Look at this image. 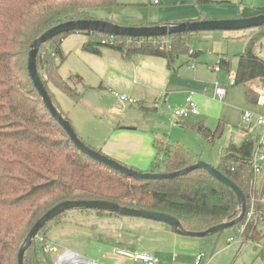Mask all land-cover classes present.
Wrapping results in <instances>:
<instances>
[{"label": "trees", "instance_id": "1", "mask_svg": "<svg viewBox=\"0 0 264 264\" xmlns=\"http://www.w3.org/2000/svg\"><path fill=\"white\" fill-rule=\"evenodd\" d=\"M189 2L198 7L216 3L213 0ZM116 5L117 0H0V264H17L19 248L32 225L65 201L110 202L162 213L176 218L185 231L192 233L231 222L240 214L234 194L202 170L174 179L138 180L90 159L75 148L45 109L26 69L31 43L58 24L91 20V10ZM260 11L264 13V8ZM201 17L198 21L203 20ZM256 29L260 33L251 37L244 51L236 55L235 85L245 87L248 100H253L256 82L257 86H264V60L256 53V43L264 36V26ZM78 32L88 36L82 49L93 55L110 49L125 60L144 55L162 57L170 69L179 56L198 55L188 49L187 39L195 33L161 38H110L99 33ZM72 33L76 32L58 35L46 42L36 56L40 81L57 111L68 121L53 100L49 86L58 88L74 102L79 97L70 84H80L81 78L73 75L62 80L54 65L55 59L63 61L61 41ZM43 47L48 48L49 58L39 67ZM25 58L26 67L22 65ZM220 63L229 69L225 60L221 59ZM195 131L208 144H213L222 135V126L210 131L198 124ZM254 142L255 139L248 137L239 146L229 145L216 167L242 190L246 203L250 198L248 165ZM153 146L155 155L161 158L154 157L147 173L169 174L197 161L186 149L159 140H154ZM231 167L234 171H230ZM71 211L119 216L97 210ZM65 213L37 233L24 253L23 264H54L50 252L44 250L46 234ZM260 237L255 229L247 227L243 242H257Z\"/></svg>", "mask_w": 264, "mask_h": 264}, {"label": "crops", "instance_id": "2", "mask_svg": "<svg viewBox=\"0 0 264 264\" xmlns=\"http://www.w3.org/2000/svg\"><path fill=\"white\" fill-rule=\"evenodd\" d=\"M213 1L217 3L216 0ZM147 5H153L152 0H149ZM158 5H161V0ZM179 9L184 12V5ZM261 13L259 11L258 14ZM195 16H192L194 20L197 18ZM181 18L184 20V16ZM201 18L207 20V17ZM87 40L88 36L79 32L64 37L60 45L64 59L62 62L55 59L54 65L62 80H67L73 75L81 78V83L74 89L79 94L76 102L61 90L60 92L71 102L72 107L67 112L76 134L83 142L95 144L96 147H91L92 149L99 150L123 166L148 172L156 154L153 142L157 137L153 133L149 135L139 131V127L133 123V118L141 117L144 112H153L156 120L170 115L172 121L177 125L182 124V127L189 126L184 122L188 119L187 121L191 122L189 124L194 125V130L198 124L210 131H214L218 125L224 128V122L221 120L227 118V115L222 103L232 87L228 84L229 78L235 75L236 71L235 68L233 72L228 69L227 74L221 72L220 60H225L230 66L227 59L219 57L217 65L215 63L205 70L194 62L193 59L197 56L187 55L189 57L184 59V55H181L172 62L170 69L162 57L144 55L125 60L120 53L110 49L102 50L100 55L90 54L82 49ZM215 67L219 68V71L215 72ZM215 83L226 88L222 101L214 95ZM257 84L258 82L255 83L256 86ZM112 92L134 100L135 104L119 103L114 99ZM190 94L197 105L198 114L174 121V111L184 106L185 99ZM248 101L264 107L256 101L255 95L253 100ZM256 114L260 113L256 111ZM214 121L217 123L215 128L212 125ZM98 122H107L108 125L102 127ZM256 129L253 131L252 128L251 132L246 134L240 125L239 130L230 131L227 145L223 147L221 155L229 145L239 146L248 137L254 139L258 135ZM99 141L103 143L102 146ZM65 222H69V226H66ZM46 236L47 246L48 243L56 242L64 236L81 239L92 248V251L87 250L83 256H88L92 262L99 264H143L117 255V250L149 254L158 259L157 264H193L197 254L195 246L198 244L197 241L188 239L197 237L176 234L170 226L161 222L99 215L92 211L66 212L59 222L50 226ZM184 245H187V248L194 247L189 263H184ZM68 249L73 251L70 247ZM73 252L82 256L79 252ZM214 260L213 256L209 259L206 257L204 263L213 264Z\"/></svg>", "mask_w": 264, "mask_h": 264}, {"label": "rangeland", "instance_id": "3", "mask_svg": "<svg viewBox=\"0 0 264 264\" xmlns=\"http://www.w3.org/2000/svg\"><path fill=\"white\" fill-rule=\"evenodd\" d=\"M148 1L149 0H117V5L115 7L93 9L90 11V16L98 21H107L126 27H133L131 25L156 26L198 21L199 15L207 17V20L210 21L248 18L258 15L260 9L264 8V0H216V4L205 5L202 7L190 3L189 0H161V5H147ZM183 5L184 12L179 9ZM193 15H196L195 17H197L195 20L192 17ZM183 16L184 20L181 18ZM258 33H260V31L253 28L240 31L197 32L188 37V49L190 52H198L197 57L193 59L197 66H201L205 70H208L209 66L215 65V63L217 65L219 57H222L229 61V71L233 72L235 71L237 64L236 55L243 52L247 42L251 37L257 36ZM256 50L258 51V55L264 59V36L256 43ZM47 51L48 48L43 47L42 52L39 54L41 58L39 67H43V62L48 60L49 55ZM187 57L189 56L184 55V59H187ZM22 65L26 67V58ZM227 70L228 67L222 66L221 72L223 74H227ZM70 85L74 89L78 87L73 82H71ZM255 86L253 88H255ZM49 91L58 108L69 119L72 128L76 131L67 112L72 107L70 100L62 94L59 89L53 86H49ZM115 100L118 101L117 99ZM222 106L227 118L221 120V122H224L222 135L219 139H216L213 144H208L203 140L193 129L194 125H190L191 122L187 121L188 119L184 122H187L189 126L182 127V124H175L170 115L165 116L163 119L158 118L156 120V115H154L153 112H144V116L141 115V117L133 118L135 121L133 123L139 127V131H143L149 135L150 133H153L157 137L156 140L162 141L171 146L186 149L196 160L203 161L216 168L219 165L222 149L227 145L230 131L240 129V123L238 122L241 113L248 111L256 114V111H258L261 116L263 115L264 117V107L252 103L245 98V88L243 85L232 86L228 90ZM215 122L216 121L212 124L214 128L217 124ZM98 123L102 127L108 125L107 122ZM121 123L124 124L127 122ZM252 128L253 131H255V128L257 127L253 125ZM256 131L258 134L264 135L263 130L257 128ZM106 141L107 138L105 137V143ZM86 145L89 147H96L95 144H92L94 145L92 146L91 144L86 143ZM99 145L102 146L103 143L99 141ZM154 157L159 160L161 155L158 156L157 154L154 155ZM153 158L152 161L154 160ZM148 169H150V166ZM136 171L144 172L143 170ZM65 223L66 226H69V222ZM263 233L264 227L262 228V235L259 241H247L243 245L241 244L242 240L238 242V227H232L205 237L186 238L198 242L195 246V251H197V253H205L208 259L210 256H213L215 259L213 264H264ZM229 240L231 243L228 245L227 242ZM48 245L52 247L50 255L53 259L60 251L58 247L68 251V248L70 247L73 251L82 254V256L87 250L92 251V248L84 241L74 237L71 238L70 236L58 238L56 242H52L51 244L48 243ZM55 245L57 247H55ZM184 248V263H189V257L194 253V251H192L194 247L187 248V245H184ZM86 259L92 261L88 256Z\"/></svg>", "mask_w": 264, "mask_h": 264}, {"label": "water", "instance_id": "4", "mask_svg": "<svg viewBox=\"0 0 264 264\" xmlns=\"http://www.w3.org/2000/svg\"><path fill=\"white\" fill-rule=\"evenodd\" d=\"M264 26V13L248 18H240L233 20H221V21H191L187 23H180L175 25H156V26H142V27H126L113 24L107 21L101 20H79L69 21L58 24L42 35L36 38L30 45V50L27 57V73L31 80V83L36 90L37 94L41 98V101L48 111L51 118L63 129L68 136L69 140L75 146V148L82 154L86 155L90 159L97 161L127 177L135 178L138 180H167L174 179L187 175L195 170H202L214 180L228 188L235 196L238 205L240 206L239 216L228 223L220 224L202 233H192L185 231L180 222L171 216L150 212L140 209H132L121 207L117 204L110 202H99V201H65L61 202L50 210H48L41 218H39L30 228L26 237L23 240V244L19 248L17 255V264H23L24 253L27 248L32 244L37 233L51 220L59 216L64 212L71 210H97L106 211L109 213L117 214L121 217H131L136 219H144L154 222H161L170 226L176 234L190 236V237H205L215 233L222 232L226 229L237 226L243 219L246 211V199L242 190L235 185L229 178L220 173L216 168L211 165L197 160L193 165L173 172L169 174L165 173H147L139 172L123 166L122 164L106 157L102 153L95 151L90 148L82 140H80L72 128L68 120H66L56 109L52 103L47 91L43 87L36 69V56L43 44L50 41L54 37L69 33V32H89L99 33L112 37H126V38H161L169 37L177 34L184 33H197L205 31H240L246 29H256Z\"/></svg>", "mask_w": 264, "mask_h": 264}, {"label": "built area", "instance_id": "5", "mask_svg": "<svg viewBox=\"0 0 264 264\" xmlns=\"http://www.w3.org/2000/svg\"><path fill=\"white\" fill-rule=\"evenodd\" d=\"M153 5H158L159 0H152ZM112 38V36H109ZM214 71H219V68L215 67ZM229 86L235 85V75L230 76ZM256 101L264 105V86H257L253 88ZM112 95L120 103L124 104H135V101L120 95L116 92H112ZM214 95L219 100L222 101L226 95V88L214 84ZM198 108L190 94L185 99V104L183 107L175 110L173 113L174 121H179L187 118L189 115H197ZM240 125L242 129L249 134L251 132L252 126L255 125L260 130L264 131V117L252 112H242L240 118ZM253 150L250 157V162L248 165L249 172V188H250V198L247 199L246 211L242 221L236 226L238 227V242L242 240L243 234L245 233L247 227L255 229L259 234H262V228L264 227V135L258 134L255 138ZM230 171H234L231 167ZM264 234V233H263ZM229 243H231L229 241ZM44 250L51 252V248L47 245L44 246ZM117 255L124 258L130 259L134 262H140L143 264H157L158 259L146 254H133L123 250H117ZM206 255L203 252H198L195 256L193 264H205ZM54 264H99L92 261L86 260L83 256L68 250L59 251V253L53 259Z\"/></svg>", "mask_w": 264, "mask_h": 264}]
</instances>
